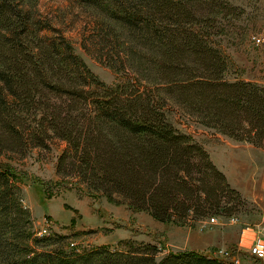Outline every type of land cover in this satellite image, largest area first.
<instances>
[{
	"label": "trees",
	"instance_id": "obj_1",
	"mask_svg": "<svg viewBox=\"0 0 264 264\" xmlns=\"http://www.w3.org/2000/svg\"><path fill=\"white\" fill-rule=\"evenodd\" d=\"M79 1L112 24L102 29L118 40L132 80L104 85L66 40L41 35L48 28L31 8L0 0V264H236L196 252L158 258L150 244L78 254L64 249L67 237L32 232L13 167L29 151L62 143L55 172L71 189L191 227L235 214L244 200L171 115L264 149V88L226 80L213 9L200 14L199 0Z\"/></svg>",
	"mask_w": 264,
	"mask_h": 264
},
{
	"label": "rangeland",
	"instance_id": "obj_2",
	"mask_svg": "<svg viewBox=\"0 0 264 264\" xmlns=\"http://www.w3.org/2000/svg\"><path fill=\"white\" fill-rule=\"evenodd\" d=\"M204 1L193 4L200 14L213 10L217 13L218 34L213 39L228 62L226 80L251 82L264 88V46L252 44L254 36L264 34V0ZM21 2L48 28L41 35L66 40L104 85L132 80L131 69L118 64V40L103 27L111 23L101 9L84 6L79 0ZM171 120L178 130L204 147L219 171L216 163L228 171L230 182L244 190V195L256 194L257 186H264L263 148L233 141L176 113ZM64 148V144L55 142L49 150L29 151L20 162L13 163L22 205L30 213L36 237H67L64 249L78 254L98 248L126 252L130 246L150 244L160 249L158 258L167 253L196 252L225 259L227 253L231 258L227 260L234 259L236 264H264V260H256L248 253L253 239L264 233L263 211L246 200L224 173L230 187L244 200L235 214L206 217L191 223V227L161 224L99 194L89 196L64 184L55 172ZM260 191L264 195V189Z\"/></svg>",
	"mask_w": 264,
	"mask_h": 264
},
{
	"label": "built area",
	"instance_id": "obj_3",
	"mask_svg": "<svg viewBox=\"0 0 264 264\" xmlns=\"http://www.w3.org/2000/svg\"><path fill=\"white\" fill-rule=\"evenodd\" d=\"M252 44L256 47H262L264 46V34H259L257 36H254L252 38ZM212 223L215 221L214 219L210 220ZM249 255L256 259V260H264V233H260L258 236H256L251 245L248 248ZM225 259L230 260V256L228 257L227 253L225 254ZM232 262L237 263L234 259Z\"/></svg>",
	"mask_w": 264,
	"mask_h": 264
},
{
	"label": "crops",
	"instance_id": "obj_4",
	"mask_svg": "<svg viewBox=\"0 0 264 264\" xmlns=\"http://www.w3.org/2000/svg\"><path fill=\"white\" fill-rule=\"evenodd\" d=\"M218 168L221 169V172L224 173L227 177H228V181L230 182V177L228 174V171H223L222 167L220 166V164L216 163ZM242 166H241V171H242ZM263 168V167H262ZM263 174V173H262ZM263 177H260V179L262 180ZM234 185V187H236L243 195H244V190H242L239 186H236L235 183L233 182H230ZM264 183V182H263ZM258 189H257V193L256 194H253V195H250L249 193H245V198L246 200H248L249 202L251 203H254L255 205H257L263 212L264 214V195L261 193L260 190H263L264 189V186L263 185H258L257 186Z\"/></svg>",
	"mask_w": 264,
	"mask_h": 264
}]
</instances>
